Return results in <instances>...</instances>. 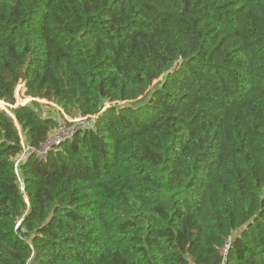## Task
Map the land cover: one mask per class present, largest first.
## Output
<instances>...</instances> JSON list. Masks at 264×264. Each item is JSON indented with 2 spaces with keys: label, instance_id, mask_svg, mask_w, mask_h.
<instances>
[{
  "label": "trees",
  "instance_id": "1",
  "mask_svg": "<svg viewBox=\"0 0 264 264\" xmlns=\"http://www.w3.org/2000/svg\"><path fill=\"white\" fill-rule=\"evenodd\" d=\"M20 84L0 264H264V0H0V107Z\"/></svg>",
  "mask_w": 264,
  "mask_h": 264
},
{
  "label": "built area",
  "instance_id": "2",
  "mask_svg": "<svg viewBox=\"0 0 264 264\" xmlns=\"http://www.w3.org/2000/svg\"><path fill=\"white\" fill-rule=\"evenodd\" d=\"M89 120L86 121V118H76L71 121V125L62 124L59 126L58 130L53 134L50 138H48L44 143L40 144L37 148H32L28 146H24L22 148V152L16 160V167L26 162L29 154L34 153L37 157L44 159L46 154L51 151L55 146L61 144L67 139L73 137V135L85 124H89ZM229 242H227L225 248L223 249V255H225L227 251V246Z\"/></svg>",
  "mask_w": 264,
  "mask_h": 264
},
{
  "label": "rangeland",
  "instance_id": "3",
  "mask_svg": "<svg viewBox=\"0 0 264 264\" xmlns=\"http://www.w3.org/2000/svg\"><path fill=\"white\" fill-rule=\"evenodd\" d=\"M165 78V76L163 78H161V80H163ZM156 81H154L155 83ZM152 88H150L149 90H151ZM145 93V92H144ZM31 99L29 97H26L25 96V93H24V87L23 85H19L16 90H15V104L12 105L11 107L12 108H16V107H19L21 105H25L26 103L30 102ZM38 102L44 104V110L45 112H51L52 114H57V117H59V114L57 113V110L58 108L55 107L54 105H52L51 103L49 104L47 101H44V100H37ZM4 104V103H3ZM122 103H111V104H105V107L107 106H111V105H121ZM8 108H10L8 105L4 104V107H0V110L10 114ZM75 118H70L69 116L63 114V118L59 120V124L62 125V124H65L64 123V120L66 122H69L71 123V121H73ZM66 125V124H65ZM71 125V124H70ZM226 254V253H225Z\"/></svg>",
  "mask_w": 264,
  "mask_h": 264
},
{
  "label": "clouds",
  "instance_id": "4",
  "mask_svg": "<svg viewBox=\"0 0 264 264\" xmlns=\"http://www.w3.org/2000/svg\"><path fill=\"white\" fill-rule=\"evenodd\" d=\"M7 105V104H6ZM9 106V105H8Z\"/></svg>",
  "mask_w": 264,
  "mask_h": 264
},
{
  "label": "water",
  "instance_id": "5",
  "mask_svg": "<svg viewBox=\"0 0 264 264\" xmlns=\"http://www.w3.org/2000/svg\"><path fill=\"white\" fill-rule=\"evenodd\" d=\"M9 107H11V106H9Z\"/></svg>",
  "mask_w": 264,
  "mask_h": 264
}]
</instances>
